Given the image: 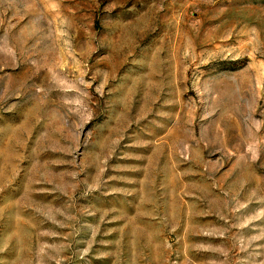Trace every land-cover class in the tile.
<instances>
[{"label": "rangeland", "instance_id": "obj_1", "mask_svg": "<svg viewBox=\"0 0 264 264\" xmlns=\"http://www.w3.org/2000/svg\"><path fill=\"white\" fill-rule=\"evenodd\" d=\"M0 264H264V0H0Z\"/></svg>", "mask_w": 264, "mask_h": 264}]
</instances>
